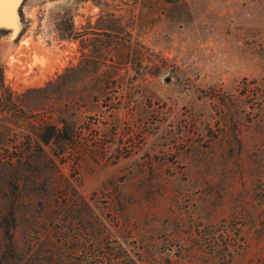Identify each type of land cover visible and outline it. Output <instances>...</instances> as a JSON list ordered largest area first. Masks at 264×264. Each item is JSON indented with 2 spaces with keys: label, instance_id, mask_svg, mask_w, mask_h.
<instances>
[{
  "label": "rangeland",
  "instance_id": "374dc122",
  "mask_svg": "<svg viewBox=\"0 0 264 264\" xmlns=\"http://www.w3.org/2000/svg\"><path fill=\"white\" fill-rule=\"evenodd\" d=\"M125 249L264 264V0H23L0 26V264Z\"/></svg>",
  "mask_w": 264,
  "mask_h": 264
},
{
  "label": "trees",
  "instance_id": "16d2710c",
  "mask_svg": "<svg viewBox=\"0 0 264 264\" xmlns=\"http://www.w3.org/2000/svg\"><path fill=\"white\" fill-rule=\"evenodd\" d=\"M64 129H68V126L64 125L63 127H60L57 124L50 123L45 126V131H41L38 136L40 140L46 145H49L52 140L59 137H61L63 140L71 141L73 138L72 133H70V131L62 133ZM5 233L10 239L12 238V233L10 229L5 228ZM98 242L100 243V241ZM9 243L13 244V241H9ZM124 251L126 264H139L138 260L133 257V254L130 251L126 249Z\"/></svg>",
  "mask_w": 264,
  "mask_h": 264
},
{
  "label": "water",
  "instance_id": "95a60500",
  "mask_svg": "<svg viewBox=\"0 0 264 264\" xmlns=\"http://www.w3.org/2000/svg\"><path fill=\"white\" fill-rule=\"evenodd\" d=\"M22 2L23 0H17L16 3L5 6L3 24L7 23L9 17L15 13L16 9L21 5Z\"/></svg>",
  "mask_w": 264,
  "mask_h": 264
},
{
  "label": "snow or ice",
  "instance_id": "6c2138e0",
  "mask_svg": "<svg viewBox=\"0 0 264 264\" xmlns=\"http://www.w3.org/2000/svg\"><path fill=\"white\" fill-rule=\"evenodd\" d=\"M17 0H0V26H3L4 9L8 4H14Z\"/></svg>",
  "mask_w": 264,
  "mask_h": 264
}]
</instances>
